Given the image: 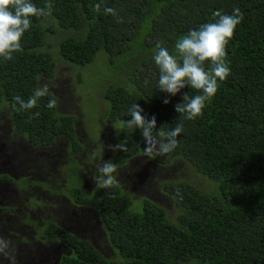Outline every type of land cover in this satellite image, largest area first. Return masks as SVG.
<instances>
[{
	"label": "trees",
	"instance_id": "trees-1",
	"mask_svg": "<svg viewBox=\"0 0 264 264\" xmlns=\"http://www.w3.org/2000/svg\"><path fill=\"white\" fill-rule=\"evenodd\" d=\"M31 2L37 7L51 3V15L31 17L21 50L12 60L0 58V112L4 106L8 109L14 134L33 147H49L63 137L71 161L82 150L74 116L46 106L51 92L33 109L13 106L15 96L27 100L40 78L53 77L55 60L43 47L47 35L62 32L57 52L67 64L85 66L99 53L112 64L121 61L124 70L105 84L102 97L105 121L116 126L115 136L130 150L126 158L146 146L139 129L121 124L131 119L128 109L137 103L144 115H155L157 129L168 131L183 123L178 147L155 159L163 164L181 158L212 184L202 191L187 182H166L177 208L172 219L149 199L141 201L140 210L131 209L118 182L109 188L97 186L91 195L80 190L73 196L75 204L94 208L118 260L105 259L89 241L48 220L40 240L69 250L59 264H264V0H103L100 11L95 9L100 0ZM105 7L114 8L122 21L105 14ZM234 7L243 20L226 46L231 74L218 81L201 116L183 119L174 105L183 102L185 93H199L190 87L176 96L159 91L156 43L162 41L176 54L181 35L215 22L216 11L232 14ZM70 31L74 34L67 35ZM210 66L205 62L206 70ZM36 112L39 116L33 118ZM6 178L0 175V180Z\"/></svg>",
	"mask_w": 264,
	"mask_h": 264
},
{
	"label": "rangeland",
	"instance_id": "rangeland-1",
	"mask_svg": "<svg viewBox=\"0 0 264 264\" xmlns=\"http://www.w3.org/2000/svg\"><path fill=\"white\" fill-rule=\"evenodd\" d=\"M64 35L46 36L43 49L54 57L53 77L40 78L38 86L49 84L57 98V112L74 116L82 150L73 161L65 138H56L49 147H33L22 135L14 134L8 109L4 106L0 112V175L7 177L0 183V235L12 242L17 264H57L59 257L69 252L58 242L45 247L40 240L48 220L89 241L105 259L118 260L94 208L76 205L73 199L80 190L94 193L97 186L93 178L101 175L98 166L103 161L117 165L113 175L131 209L140 210L141 201L149 199L163 207L171 219L177 208L166 182L183 181L202 191L212 187L181 158L161 164L156 155L148 157L140 152L127 159L125 152L108 148L121 141L115 136L116 126L105 121L102 93L114 73L124 70L121 61L112 64L105 53H99L85 66L67 64L57 52ZM0 264L9 261L0 258Z\"/></svg>",
	"mask_w": 264,
	"mask_h": 264
},
{
	"label": "clouds",
	"instance_id": "clouds-1",
	"mask_svg": "<svg viewBox=\"0 0 264 264\" xmlns=\"http://www.w3.org/2000/svg\"><path fill=\"white\" fill-rule=\"evenodd\" d=\"M95 5L100 11L101 4ZM47 9V11L45 10ZM52 4L45 7H37L31 0H0V58L12 60L13 53L21 50V39L31 26V17H47L51 15ZM105 14L116 17L117 22L122 18L111 7L104 8ZM218 19L215 22L202 24L198 30H190L181 35L175 43L176 54L169 52L163 42L156 43L153 60L159 70L158 89L169 96H176L185 87L196 90L199 94L182 96V103L174 105V110L183 119L194 120L203 114L206 102L210 101L218 90V81H224L231 74L227 62L226 46L232 39L237 25L243 20V13L238 7H234L232 14H222L221 11L213 13ZM205 62L210 63V68L205 69ZM147 84L148 81L146 80ZM49 84L36 87L31 96L25 100L17 95L14 99V107L19 105L18 110L27 111L37 107L40 98L49 96ZM170 101L165 98L164 104ZM49 109L57 107V98L52 96L48 100ZM144 110L137 103H133L128 109L131 119L122 121L129 129H139L146 146L143 149L145 156L164 155L178 147V135L183 131V123H177L175 127L164 130L161 126L157 129L155 115L150 118L143 114ZM39 113H32V117H38ZM113 151L128 152L126 141L116 145H108ZM101 175L93 178L96 186L109 188L117 183L113 175L117 171V165L111 160L103 161L98 166ZM12 242L0 235V258L9 261V264H17Z\"/></svg>",
	"mask_w": 264,
	"mask_h": 264
},
{
	"label": "flooded vegetation",
	"instance_id": "flooded-vegetation-1",
	"mask_svg": "<svg viewBox=\"0 0 264 264\" xmlns=\"http://www.w3.org/2000/svg\"><path fill=\"white\" fill-rule=\"evenodd\" d=\"M0 183H4L3 180H0ZM101 225V224H100ZM45 247H48V246H45ZM59 263V259L57 260V264Z\"/></svg>",
	"mask_w": 264,
	"mask_h": 264
}]
</instances>
